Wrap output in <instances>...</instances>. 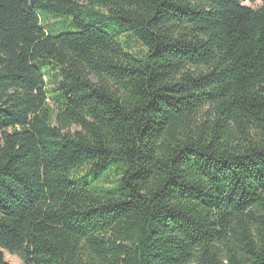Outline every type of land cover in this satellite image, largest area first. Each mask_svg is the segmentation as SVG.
Here are the masks:
<instances>
[{
	"label": "trees",
	"instance_id": "obj_1",
	"mask_svg": "<svg viewBox=\"0 0 264 264\" xmlns=\"http://www.w3.org/2000/svg\"><path fill=\"white\" fill-rule=\"evenodd\" d=\"M242 1L0 0V264H264Z\"/></svg>",
	"mask_w": 264,
	"mask_h": 264
},
{
	"label": "rangeland",
	"instance_id": "obj_2",
	"mask_svg": "<svg viewBox=\"0 0 264 264\" xmlns=\"http://www.w3.org/2000/svg\"><path fill=\"white\" fill-rule=\"evenodd\" d=\"M242 4L252 9H257L261 6V3L259 1H250V0H244L242 1ZM132 45H133L134 51L141 49L139 46L135 44H132ZM72 130H77V129L73 128ZM4 258L9 264H20V261L17 257L11 256L7 254L6 252H4Z\"/></svg>",
	"mask_w": 264,
	"mask_h": 264
}]
</instances>
